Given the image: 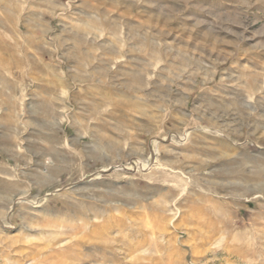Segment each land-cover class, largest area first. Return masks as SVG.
Returning a JSON list of instances; mask_svg holds the SVG:
<instances>
[{"label":"rangeland","instance_id":"rangeland-1","mask_svg":"<svg viewBox=\"0 0 264 264\" xmlns=\"http://www.w3.org/2000/svg\"><path fill=\"white\" fill-rule=\"evenodd\" d=\"M0 264H264V0H0Z\"/></svg>","mask_w":264,"mask_h":264}]
</instances>
